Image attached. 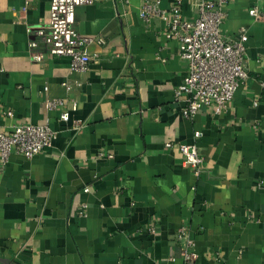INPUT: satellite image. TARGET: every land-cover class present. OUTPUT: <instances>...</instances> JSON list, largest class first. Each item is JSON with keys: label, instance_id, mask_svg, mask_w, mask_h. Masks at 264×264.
I'll use <instances>...</instances> for the list:
<instances>
[{"label": "crops", "instance_id": "crops-1", "mask_svg": "<svg viewBox=\"0 0 264 264\" xmlns=\"http://www.w3.org/2000/svg\"><path fill=\"white\" fill-rule=\"evenodd\" d=\"M142 1L76 8L77 30L103 40L89 45L94 62L80 73L38 33L51 0H0V131L23 123L57 131L47 150L0 161V264H186L174 240L185 223L196 264H264V19L249 12L264 13V0H228L223 33L248 27L249 74L228 109L207 106L192 118L174 96L186 61L164 21L142 23ZM183 9L194 17L196 0ZM52 98L62 100L56 109L46 105ZM192 142L204 155L200 174L179 149Z\"/></svg>", "mask_w": 264, "mask_h": 264}, {"label": "built area", "instance_id": "built-area-1", "mask_svg": "<svg viewBox=\"0 0 264 264\" xmlns=\"http://www.w3.org/2000/svg\"><path fill=\"white\" fill-rule=\"evenodd\" d=\"M98 1L101 0H51L49 26L38 30L51 55L70 57L72 72L88 71L94 62L89 45L95 40L103 42L101 38L83 35L75 27L76 8ZM196 2L198 12L192 18L184 16V0H173L169 7L163 5V0H143L139 7V17L146 27H152L156 19L166 23L167 36L176 39L177 54L186 61V75L174 91L175 98L182 102L181 113L186 118L194 117L207 106H213L216 112L228 109L238 86L249 74L245 60L248 27L242 25L234 37H227L222 27L228 0ZM249 12L255 20L264 19L258 5L251 7ZM30 45L34 48L37 42L32 41ZM31 55L36 61L43 59L40 51L32 50ZM66 85L69 89L72 87L69 82ZM60 104L62 100L57 98L46 101L49 109H56ZM7 113L13 114L11 110ZM69 118L68 111L60 114L63 121ZM201 135V131L195 132L196 138ZM56 137L57 131L48 123L15 124L9 130L3 129L0 131V161L8 163L14 153L31 158L51 147ZM165 145L171 147L173 142L167 141ZM179 149L184 163L200 174L204 162L201 147L195 142L180 143ZM86 209L87 204H83L79 211L81 217L87 215ZM154 230L152 227L151 232ZM174 240L181 247L185 263L196 264V239L188 224L181 225Z\"/></svg>", "mask_w": 264, "mask_h": 264}]
</instances>
